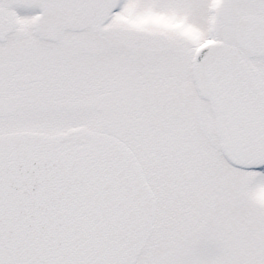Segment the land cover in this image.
<instances>
[{
	"label": "snow or ice",
	"instance_id": "1",
	"mask_svg": "<svg viewBox=\"0 0 264 264\" xmlns=\"http://www.w3.org/2000/svg\"><path fill=\"white\" fill-rule=\"evenodd\" d=\"M0 264H264V0H0Z\"/></svg>",
	"mask_w": 264,
	"mask_h": 264
}]
</instances>
